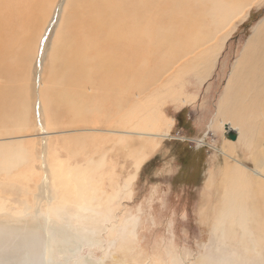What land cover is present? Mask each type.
Masks as SVG:
<instances>
[{"label":"bare ground","instance_id":"bare-ground-1","mask_svg":"<svg viewBox=\"0 0 264 264\" xmlns=\"http://www.w3.org/2000/svg\"><path fill=\"white\" fill-rule=\"evenodd\" d=\"M55 1L58 0H0V131L13 135L32 128L42 137L39 159L45 162H41L43 166L47 165L45 150L49 145V126L42 120L43 108L47 120L62 106L69 114L70 126L80 122L83 131L87 129L84 124L91 110L87 103L77 102L66 85L96 79L99 84L96 94H102V100L118 109L120 130L115 131V125L111 127L114 129L111 132L120 134L115 147L132 141L129 139L132 135L146 137L145 140L168 137L159 134L161 125L169 127L160 119L159 103L169 99L192 100L181 94L183 74L190 75V56L199 49L197 60H204V66L213 64L221 43L229 36L232 26L243 18L245 10L264 2L59 0L52 20L47 22L49 8ZM65 53H68L69 67L62 68ZM232 72L216 119L224 128L234 131L238 139L240 130L233 127V121L239 119L251 141L264 135V19L253 30ZM249 72L248 79H244L242 76ZM196 79L202 80V75L198 74ZM148 86L153 91H149ZM35 87L38 93L33 97ZM148 92L151 94L144 96L142 110L135 108L140 101L133 103L134 108L130 105L131 99ZM34 99L36 105L33 106ZM100 109L93 107L97 114ZM33 115L39 119L35 125ZM105 117L107 122L112 118ZM257 122L263 125L260 133L256 131ZM20 143L16 138L5 142L4 147L0 145V171L26 160ZM246 148H250V144ZM221 154L231 158L225 152ZM137 156L135 163L144 158L140 151ZM45 174L46 182L52 179L53 172L49 168ZM223 176L226 203L217 211L214 226L220 227L221 234L235 238L239 245L236 251H231L228 245L212 243L209 255L198 258L193 264H264V172L255 165L248 169L239 162V166L226 167ZM52 182L42 184L40 189L46 196L45 203L51 201L50 195L55 192L54 186L50 188ZM80 185L83 186L82 180L77 188ZM57 193L48 210H24L30 212L22 216L0 214V264H131L122 257H112L107 263L103 258L94 260L91 252L81 254L85 248L93 250L103 245L104 239L101 237V241L98 235L114 229V225L109 228L107 221L111 210L86 212L79 202L83 198L59 200ZM93 199L89 202L95 201ZM24 207L29 208L26 204ZM97 230L100 233L97 234Z\"/></svg>","mask_w":264,"mask_h":264},{"label":"rangeland","instance_id":"rangeland-1","mask_svg":"<svg viewBox=\"0 0 264 264\" xmlns=\"http://www.w3.org/2000/svg\"><path fill=\"white\" fill-rule=\"evenodd\" d=\"M58 1L51 4L47 22L52 20L53 9ZM263 19L264 2L245 10L243 18L232 26L229 36L221 43L219 54L208 67L204 66V60H197L199 49L190 56V75L183 74L181 94L192 100L176 102L169 99L161 101V105L159 103L160 119L169 126L161 125V131L165 132L160 131L159 134H167L168 137L145 140L146 137L132 135L129 138L132 141L120 145V148L115 147L120 134L111 132L114 130L111 127L115 125V131L120 130L118 109L102 100V94H96L99 84L95 78L66 85L70 93L75 94V100L87 103L91 110L84 124L87 126L86 131H83L80 122L70 126L69 114L62 106L53 111L47 120L43 108L42 120L49 126V145L48 150H45L47 167L39 159L42 137L34 133L32 128L13 135H5L0 131V145L4 147L5 142L18 138L26 155L24 162L7 171H0V214L22 216V213L30 212L24 210H48L57 191L59 200L83 198L79 202L84 205L83 210L86 212L90 209L94 212L97 209L111 210L107 221L110 222L109 228L114 225L113 231L101 234L97 230L100 240L101 237L104 239L103 245L93 250L85 248L81 252H91L94 260L103 258L107 263L111 262L112 257H122L128 263L131 261V264H193L198 258L209 255V248L212 249L213 244L228 245L229 250L236 251L239 242L221 234L220 227L214 226L217 211L222 210L226 203L223 200L226 195L223 173L226 167L239 166V162L248 169H253L255 165L264 172V135L250 141L246 127L239 119H235L233 127L240 130L238 139L228 127H225V131L217 121L216 114L227 80L233 73V65L240 58L253 30ZM208 50L209 45L206 48ZM63 57L65 60L61 62V67H69L68 53ZM89 57L92 58L93 54ZM198 74L203 78L200 81L196 79ZM249 75L250 72L242 77L248 79ZM37 83L35 81V85ZM148 87L149 91H153V88ZM262 87L264 89V85ZM34 90L33 97L38 93L37 87ZM150 94L148 92L131 99L130 105L140 101V105L135 108L142 110L144 96L147 98ZM35 102L36 99L33 100V106ZM96 106L101 108L98 114L96 110L93 111ZM106 115L112 116L108 122ZM38 121L33 115V124ZM262 130L263 125L257 122V133ZM249 144L250 148H246ZM139 151L142 156L145 155L141 162L135 163ZM221 152L231 155V158H226ZM48 168L53 174L47 182L53 181L50 188L52 190L54 186L55 192L49 194L51 201L45 203L46 196L41 194L40 189L42 184L47 183L44 177ZM81 180L83 186L77 188ZM90 199L95 201L91 200L90 203ZM25 204L29 208L25 209ZM104 252H107L105 256Z\"/></svg>","mask_w":264,"mask_h":264}]
</instances>
